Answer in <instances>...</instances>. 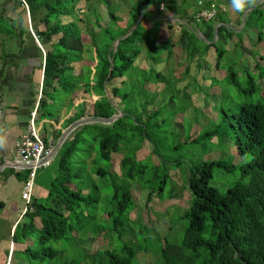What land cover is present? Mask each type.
I'll list each match as a JSON object with an SVG mask.
<instances>
[{"label": "trees", "instance_id": "trees-1", "mask_svg": "<svg viewBox=\"0 0 264 264\" xmlns=\"http://www.w3.org/2000/svg\"><path fill=\"white\" fill-rule=\"evenodd\" d=\"M25 1L29 11L22 0H16L15 8L20 9L19 21L0 16V82L6 67L19 57L21 48L37 46L43 53L36 41L37 37L46 51L45 56L43 53L45 63H42L43 91L37 109L40 117H56L49 109L51 103L58 102L57 95L61 94V90L76 93L80 83L74 76L73 63L84 59L86 64L90 65L87 72L91 74L95 70L94 74L101 89L100 92L95 91V85L86 81L85 96L93 98V94L98 95L92 103V112L87 114L94 118L106 119L117 114L119 109L122 115L111 124L85 123L71 132L53 164L48 167L55 171L48 185V195L37 197L35 191L33 192L27 212L12 232L15 245L10 264L87 263L85 259L77 260L78 256L65 261L62 257L70 252L71 246H59L66 239H72L74 255L81 251V248L86 252L79 243L84 242L90 233H102L103 229L87 228L97 219L100 195L93 194L91 184L83 179L84 176L93 179L95 174L103 178L111 174L114 179L115 192L112 201L115 202V208L107 211L103 217L105 221L110 220L112 225L111 230H107L105 234L116 231L122 237L125 220L131 222L130 213L136 206L132 181L140 182L141 185L149 184L147 201L151 202L156 192L162 194L166 190L171 170L181 166L188 172L185 188L191 196L189 206L181 216L187 220V225L184 231L179 233V241H171L168 236H165L163 241L160 237L157 249L160 264H264V100H249L255 94L263 96L262 86L250 72L245 86L239 79L238 71L232 66L228 67L229 83L238 89L244 102L232 103L230 106H226L225 102L219 103L218 117L209 121L208 125H202V130L192 138L193 122H199L205 115L193 105V96L196 93L194 88L191 93L188 92L196 80L190 77V64L196 60L197 66L201 67L202 60L212 54L214 49L218 55L215 65L219 68L220 61L228 51L225 42L237 34L225 26V11L222 7L226 3L220 0H206L204 7L198 4L194 14H187L193 17L189 23L173 22L165 18L168 10L178 16L182 14V9L174 11L172 0H136L129 10L128 21L119 19L112 6L107 5L111 24L104 27L101 23V11L95 6L94 0H85V9L78 6L81 0ZM204 8H215L218 14L210 21L197 22L195 14ZM185 12L190 11L187 9ZM141 13L144 15L140 19ZM150 13L157 21L162 18L158 27L147 22ZM28 17L33 30L30 29ZM147 23L150 26L146 25ZM175 23L181 27L179 37L170 34L161 39L163 28L167 31L174 30ZM219 23L222 24L218 26ZM195 29H199L204 37L201 38ZM85 35L88 42L83 39ZM119 38L121 41L115 49L116 40ZM184 39L187 41L186 48L181 44ZM13 45H17V52L10 49ZM145 48L146 57L152 59L154 64H160L163 56H166V64H170L175 54L178 56L183 51L186 60L182 67L185 69L180 75H176L178 68L164 73L153 65L149 68L156 69L155 77L151 73L144 78V84L137 88H125L121 96V89L128 84L125 76L135 64L138 65ZM261 62L264 64V60ZM111 68L113 71L109 76ZM67 72L74 75L67 76ZM116 79L121 82L109 86V82ZM154 80L156 82L152 84H157V92H146L148 82ZM203 87L202 85L198 89ZM136 89H139L137 96L143 98L145 95V100L141 99V109L136 108L135 115L132 116L129 112L133 104H129L127 100L135 94ZM161 90L165 91L164 97H161V93H164ZM151 94L153 98L150 100ZM177 95L191 98L189 104L179 113L180 118L183 116L180 122L184 133L187 114L195 107L193 117L188 115L190 121L187 124L191 130L185 142L182 139L181 142L165 149L168 140L165 141L161 134L156 132L161 125L155 123L154 119H158L166 109V106L159 102L160 98L167 96L174 102L173 97ZM116 99L119 100L121 109L114 104ZM155 99L159 100L158 108L148 110ZM164 104L168 105V101ZM81 111L80 116L72 121L85 114L88 108L84 105ZM86 133L91 135L92 139L86 136ZM178 133L179 137L184 134ZM145 140L152 143V153L160 157V164L152 162L151 158H137V148ZM226 142L232 143L234 147L228 155L230 160L220 156L205 158ZM85 150L86 153L83 154ZM184 150L188 154L198 150L199 154L187 158V153H180ZM168 152H175L177 156ZM119 153L123 154L120 162L121 173L105 169L103 162L114 165L113 156ZM249 154L252 155L251 160L242 163L243 157ZM91 157L92 163L89 164ZM237 157H241L238 162ZM79 161L85 163L80 166ZM174 165L176 167H173ZM237 170L241 172V179L229 181L228 175ZM23 171L25 172L22 179L28 180L30 170ZM95 188L100 191L98 185ZM0 206L4 207V204L0 202ZM143 249L125 243L119 249L108 247L104 251L109 258V264H135L138 253Z\"/></svg>", "mask_w": 264, "mask_h": 264}, {"label": "rangeland", "instance_id": "rangeland-1", "mask_svg": "<svg viewBox=\"0 0 264 264\" xmlns=\"http://www.w3.org/2000/svg\"><path fill=\"white\" fill-rule=\"evenodd\" d=\"M136 0H94L95 6L98 7V9L101 11L102 15V25L104 27L111 24V19L108 14L107 5H111L112 9L116 13V15L119 17V19H123L128 21L129 17V10L131 9L133 3ZM174 2V11L177 12L178 10H181V16H178L174 14V12L168 10L166 11L165 18L172 20L173 22H185L189 23L191 17L189 15L194 14V10L198 7V4L200 2L206 0H172ZM222 3H225V0H220ZM199 2V3H198ZM26 6V5H25ZM78 6L81 9H85L86 1L81 0L78 3ZM183 6H185L183 8ZM27 7V6H26ZM225 18L228 19L229 16L232 15L233 11L231 7L225 6ZM249 10L246 14V18L244 21H242L241 27V35H237L234 37V39L229 40L226 44V47L228 51L225 52V56L223 57L222 61H220L219 68L216 67L217 62V53L213 50L212 54H209L207 57H205L202 60L201 67L197 66V61H193L191 65V71H190V77L191 79L195 78L196 80L193 81V84L191 85L190 90H188L189 93H191L192 89L194 88V91L196 92L193 96V105L198 109L204 112L205 116H202L199 119V122H193V131H192V138H194L201 130L202 125H208L209 121L212 119H216L218 117V111L217 106L220 104H223L225 102L226 106H230L232 103H242L244 102V98L241 97L240 92L238 89L229 83V71L227 70L228 67L232 66L234 69H236L239 73V79L242 84L245 86L247 85V76L250 72L256 79L257 83L262 86V94H255L251 99V101H257L258 99L264 100V64L261 62L264 60V0H251V3L249 4ZM257 7V8H256ZM256 8V9H255ZM28 9V8H27ZM185 9V10H184ZM189 10V13H186V10ZM255 9V10H254ZM18 9L17 11H19ZM29 11V9H28ZM19 13V12H18ZM147 13H149L147 11ZM189 14V15H187ZM235 18L232 19L233 24L235 27H238V19L239 14L237 13L234 15ZM30 17V15H29ZM28 17V18H29ZM152 14H148V20L152 19ZM159 20L155 22H152V25L159 26V21L162 18H158ZM151 23V22H148ZM29 24L31 29V21L29 18ZM147 25V24H146ZM191 25L194 26V23L191 22ZM33 30V29H32ZM197 31V34H199L200 30L195 29ZM163 34L161 35V39H164V37L170 36V34L176 35V37H179V34H181V27L179 24L175 23L174 30L167 31L163 28ZM186 38V37H185ZM84 41L88 42L87 36H84ZM216 40V39H215ZM117 41V40H116ZM79 42V40H78ZM88 44V43H87ZM116 44V43H115ZM182 46L184 48L187 47V41L186 39L182 40ZM239 44V45H238ZM146 48L144 50L143 55L139 58L138 65L135 64L134 67L128 71L127 76H125V79L128 80V84L124 85L123 89H121L120 94L121 96L125 92V88H131L132 86L136 88L138 86H141V84H144V78L148 75H152L155 77V70L152 67L153 65L163 71L164 73H169L172 68H175L178 70L175 72L176 75H180L181 72L184 71V67H182L183 62L186 60V54L181 51L178 56H176L173 59L170 60V64H166V56H163L161 58L160 64H154L153 60L150 58H147L145 55ZM178 51V49H177ZM212 52V51H211ZM88 58V57H87ZM75 65V63H73ZM186 64V62H185ZM260 65L259 67L257 65ZM85 83L86 81L93 83L94 90L100 92V86H98V81L96 80V77H92L89 71V66L85 68ZM132 73V74H130ZM73 74L72 72H67V76H70ZM89 76L87 77V75ZM96 74V73H95ZM95 74L93 76H95ZM74 75V74H73ZM75 76V75H74ZM131 76V78H129ZM81 78V76H80ZM80 78L76 76V79L80 81ZM121 82L120 79H116L112 82H109V86H114L115 84H119ZM156 82L154 80L153 82H148L146 92L154 91L157 89V84H152ZM162 82V81H160ZM107 82H105V85ZM204 86L203 88L198 89L200 86ZM86 87V86H85ZM183 88V87H182ZM111 89V87H110ZM110 89L108 91H110ZM197 90V91H196ZM106 93L107 90L105 89ZM162 91V90H161ZM223 91V93H222ZM64 91L61 90L59 95H57L58 102L51 103L50 111L55 114V116H58L59 114V107L64 108L65 106L70 107V104H66L65 102V95L66 98H72L74 93H68L70 91ZM144 92V91H143ZM157 90L154 92L156 93ZM164 93H161V97H164L165 91H162ZM103 94V92H102ZM216 94V95H214ZM104 95V94H103ZM139 95V89H136V92L134 95H132L130 98H128L127 102L129 104H133L131 107V111L129 113L132 114V116L135 115L136 108H140V101L141 99L145 100V95L142 98ZM151 94L149 96V99L151 100L153 98ZM192 94H190L191 96ZM93 96V95H92ZM180 97L179 95L173 97L174 102H172V99L170 97L165 96V98H160V101L155 99L154 103L152 102V105H150L147 109L152 110L156 107L158 108V101L162 103V106H166V109L164 112L158 117V119H154L155 123H160L161 128H157L156 132L158 134H161V137L166 141V144L164 146L165 149L169 148L170 146H174L176 142H181L183 139V142L186 141V137H188V133H190L189 125L187 124L188 121H190V117L192 118L194 115V109L191 108L190 111L187 114V120L185 123V133L183 131V127L181 124V120L183 118L179 117V113L181 112V109L183 111L184 107L189 104V100L191 99L190 96H184ZM83 95L80 93V98H82ZM87 100H89L85 106L88 108V111L93 110V104L92 99L89 98L88 95L85 97ZM148 98V96H147ZM158 98V97H157ZM165 101H168V105H165ZM170 101V102H169ZM119 100H114V104H116L119 108ZM157 105V106H156ZM82 110V106L80 107ZM121 109V108H120ZM121 111V110H120ZM122 115V112H120ZM147 114V113H146ZM145 114V116H146ZM196 114V111H195ZM190 117H189V116ZM47 116V115H46ZM144 116V117H145ZM201 116V115H200ZM181 121V122H180ZM88 123V122H87ZM86 123V124H87ZM68 124V123H66ZM73 124V123H72ZM71 125H68L67 128H69ZM66 128V129H67ZM181 133L182 137L180 139L179 133ZM71 133H69L70 135ZM67 135V136H69ZM90 139H92V136L88 133L85 134ZM70 137V136H69ZM85 146V145H84ZM88 145L86 144L85 148L86 150ZM124 147L127 148V145L124 144ZM234 149L232 143L226 142L224 146L218 147V149L214 150L212 154L206 155L205 158H217V157H223L225 159H229V152ZM86 150L83 152V154L86 153ZM153 145L149 140H145L143 143H141L136 151L137 158L138 159H147L151 158L152 162L156 164H160V157L153 154ZM216 151V152H215ZM172 156H177L175 152H168ZM181 154L187 153L186 150L183 152H180ZM193 154H199L198 150H194L193 152L187 153V158L192 156ZM184 155V154H183ZM94 156V155H93ZM92 156V157H93ZM92 157L88 160L89 164L92 163ZM114 165L108 164V162L104 161L103 165L105 169H113L118 171V173H121L120 169V162L123 157V154H114ZM252 155L249 154L246 157H243L242 163H245L249 160H251ZM241 159V157H237L236 162H238ZM189 162L188 160H186ZM80 166H82L84 161H79ZM241 163V162H240ZM186 166V165H185ZM173 167H176L175 165ZM172 167V168H173ZM184 166H181L179 168H173L171 170V178L168 181L166 190L159 194L158 192L155 193L154 200L151 202H148V192H150V189L148 185H144L140 182H133L132 181V192L136 200V206L135 209L130 213V221L128 223V220H125L124 225V236H120L119 233L116 231H111L108 234H105L107 230H111V221L103 218L105 216V213L107 211H111L115 208V202L112 201L113 195H114V179L112 178L111 174H108L106 177H101L97 174L93 175V179L84 176V180L89 182L91 184V188L93 191V194L100 195L99 203H98V212L96 213L97 219L93 221V223L90 226H87V228L93 229V228H99L103 229L99 234L90 233L89 236L85 238V241L82 243H79V246L84 247L86 249V252L83 251L81 248V251L77 252L75 255L72 251H74L73 248V240L72 239H66L63 244H59V246H65L67 248H70V252L64 255L62 259L72 260L75 256L77 257V260H84L87 261V263L83 262L82 264H109V258L106 256L104 249L112 248V249H119L123 244L128 243L133 245L136 248L142 247L144 248L142 251H140L137 255V258L135 259V264H148L150 262H154L156 264H160V256L157 251L160 243V237L164 241L165 236H168V238L171 241H179V233L184 231L187 220L182 218L183 212L186 210V208L189 206V200H190V192L185 188L186 186V179L188 176L187 170H183ZM40 170V171H39ZM38 170V181H40L42 184L45 182V180L49 179V177L52 175L54 169L48 168V169H42L40 168ZM23 171V170H22ZM112 172V171H111ZM113 173V172H112ZM24 175V174H23ZM241 172L240 170H237L233 174H229L228 178L229 181L232 180H238L241 179ZM83 181V182H85ZM86 183V182H85ZM96 185L100 188V191L96 190ZM158 187V185L156 186ZM147 188V189H146ZM22 216L24 214H21ZM173 225V226H172ZM172 226V229L170 228ZM150 227V228H149ZM106 229V230H105ZM84 239V238H83ZM77 240V238L75 239ZM12 249L14 248L13 245ZM9 244L8 249L10 250L11 247ZM7 249V248H6ZM7 249V253L9 255V259H7L5 264H9L10 261V254L11 250L9 251ZM77 250H80L77 248ZM101 250V251H100ZM13 252V251H12ZM159 258V260H158Z\"/></svg>", "mask_w": 264, "mask_h": 264}, {"label": "crops", "instance_id": "crops-1", "mask_svg": "<svg viewBox=\"0 0 264 264\" xmlns=\"http://www.w3.org/2000/svg\"><path fill=\"white\" fill-rule=\"evenodd\" d=\"M225 3L226 5L224 4V7H222L224 11L227 10L225 6L231 7V0H225ZM15 7L16 0H0V16H3L5 19L19 21L20 15L17 11L18 9ZM231 9L233 13L228 19L225 18V26L234 30L239 35L243 28L241 27L242 21L245 20L249 7L244 12H237L233 7ZM237 13L239 14L238 27H235L232 19L235 18L234 15ZM152 16L153 20L147 21L151 22L150 24L155 22L154 15L152 14ZM221 24L219 23L218 26ZM147 25L150 26L148 23ZM199 36H204L201 31L199 32ZM227 43L228 41L225 42V46ZM10 49L15 52L18 51L17 45L11 46ZM21 50L22 52L18 53L19 57H16L14 62H11L6 67L0 82V202L4 204V207L0 206V264H5L7 259H9L7 253L9 244L10 246L15 245L12 241V232L22 218L21 214L25 207V201L22 198L24 185L27 181L22 179L25 171H22L24 169H17L14 165L18 154L16 142L22 135L27 133L33 114L35 113V123L38 132L53 146L54 160L61 146L69 137L67 135H69L68 129L70 127L67 128V126L92 117L85 112L81 117L72 121L73 118L80 116L82 112L80 107L82 106L83 108L87 101L84 92V77L86 74L85 68L88 65L84 61L85 59L75 63V76L78 78L81 76L76 93H74L71 99L66 98L67 95L64 97L66 104H70L71 106L60 107L58 116L46 119L45 117H40L39 111L37 114L44 81L42 63H45V58H43V53L45 56L46 51L42 53L37 46H25ZM1 64L2 58L0 56V66ZM94 73L91 72L93 78L95 77L93 76ZM50 90L53 91L52 89ZM80 93L83 95L82 98H80ZM97 98L98 95L93 94V98L91 99L94 102V99L96 100ZM38 174L39 172H37L35 179L34 191L37 197H45L48 195V185L54 176V172L43 184L38 181ZM10 248L9 264L14 249H12V246Z\"/></svg>", "mask_w": 264, "mask_h": 264}, {"label": "built area", "instance_id": "built-area-1", "mask_svg": "<svg viewBox=\"0 0 264 264\" xmlns=\"http://www.w3.org/2000/svg\"><path fill=\"white\" fill-rule=\"evenodd\" d=\"M27 6L25 0H22ZM199 5L204 7L203 2ZM218 14V10L215 8H204L198 11L195 15V19L198 22L210 21L214 19ZM32 30V26H31ZM39 46L43 49L42 44L36 37ZM44 51V49H43ZM18 154L15 159V164L17 169L30 170V175L28 180L24 185V190L22 198L25 201V207L22 214H25L31 204L34 188L35 179L37 172L40 168H48L54 162V149L51 143L47 142L44 137L40 135L37 130L35 123V113L30 121L28 131L26 134L22 135L16 142Z\"/></svg>", "mask_w": 264, "mask_h": 264}, {"label": "water", "instance_id": "water-1", "mask_svg": "<svg viewBox=\"0 0 264 264\" xmlns=\"http://www.w3.org/2000/svg\"><path fill=\"white\" fill-rule=\"evenodd\" d=\"M143 15H144V13H141V15H140V19H141V17H143ZM33 34H35L34 32H33ZM36 41H37V39H36ZM120 41H121V38H119L117 41H116V44H115V46H114V48L115 49H117V47H118V45H119V43H120ZM112 68L110 69V73H109V76L112 74ZM121 111L118 109V113L117 114H115V115H113L112 117H110V118H94V117H88V118H86L84 121H77L76 123H74L73 125H71L70 126V128L68 129V133H70V132H72L74 129H76L78 126H80V125H83V124H85V123H93V122H98V123H104V124H111V123H113L114 121H116L120 116H121V113H120ZM64 140H65V138H64ZM14 167H17V165L15 164L14 165Z\"/></svg>", "mask_w": 264, "mask_h": 264}, {"label": "clouds", "instance_id": "clouds-1", "mask_svg": "<svg viewBox=\"0 0 264 264\" xmlns=\"http://www.w3.org/2000/svg\"><path fill=\"white\" fill-rule=\"evenodd\" d=\"M232 3V7L235 11L237 12H244L246 10V8L249 6V4L251 3V0H231ZM29 9V7H28ZM196 15V14H195ZM142 18V17H141ZM196 20V19H195ZM197 21V20H196ZM198 22V21H197ZM33 32V31H32ZM217 34V33H216ZM201 38H203L204 36H200ZM215 39H218V36L216 35ZM38 43V42H37ZM39 46V44H38ZM40 47V46H39ZM41 48V47H40ZM42 49V48H41ZM44 49V48H43ZM42 49V50H43ZM45 52V50L43 51Z\"/></svg>", "mask_w": 264, "mask_h": 264}]
</instances>
